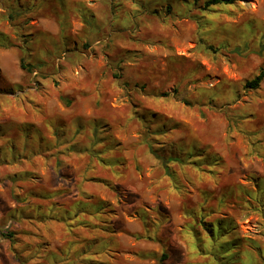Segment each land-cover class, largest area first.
Here are the masks:
<instances>
[{
    "label": "rangeland",
    "instance_id": "obj_1",
    "mask_svg": "<svg viewBox=\"0 0 264 264\" xmlns=\"http://www.w3.org/2000/svg\"><path fill=\"white\" fill-rule=\"evenodd\" d=\"M204 1L0 0V230L14 233L0 235V264H107L120 251L126 264H144L131 249L144 251V239L172 246L164 264H201L208 259L196 252L184 215L196 211L206 241L199 206L206 221L233 218L245 252L212 264H248L250 255L264 264V78L245 87L264 68V0ZM30 132L53 140L44 157L28 160L27 145H37ZM106 142L123 163L94 164L92 146ZM154 153L176 157L168 164L183 193L172 194ZM77 185L110 202L117 225L139 236L121 235L119 249L106 235L65 252L64 232L83 228L84 213L66 221L68 230L62 211L41 213V194L62 187L50 201H72ZM81 200L64 213L86 209ZM165 216L149 228L155 239L145 238L143 225Z\"/></svg>",
    "mask_w": 264,
    "mask_h": 264
},
{
    "label": "trees",
    "instance_id": "obj_2",
    "mask_svg": "<svg viewBox=\"0 0 264 264\" xmlns=\"http://www.w3.org/2000/svg\"><path fill=\"white\" fill-rule=\"evenodd\" d=\"M194 1L196 2L197 0H194ZM236 1H240V0H205L203 2V6L209 7L212 5H219V4H233ZM20 66L22 68L31 70L30 66H25V64H23L22 62L20 63ZM263 78H264V68L260 69V71L255 76H253L251 79L246 80L245 87L256 89L260 86ZM49 126H53V125L51 122L47 121L46 128L48 130L50 128ZM24 133H26V131ZM30 133L31 135L35 134V132H30ZM35 136L36 137L34 138L37 144L36 147H32V145H27V147L31 149V153L29 152L31 156L28 157V160H32L34 155H37V157H41V158L44 157L46 155V152L49 151V149L53 147V143H54L53 140H50L48 138L43 139L45 138V136L42 132H38L37 134H35ZM94 138L95 140L97 139L96 134H94ZM27 149L28 148H26V150ZM61 151H64V149ZM111 152H113L112 142L104 143V150L102 148L97 149L96 146H92L90 150L91 155L95 156L96 163L94 164H99V161L101 162L103 161L105 164V167H109V166L114 167L116 164L123 163V159H121L122 156L120 155H117V156L110 155L109 156V153ZM154 155L157 159H159L163 169L168 174L167 176L169 177L171 181V186H172L171 191H173L172 194L180 195L181 193H183L184 185L179 179V176L173 174V172L171 171L172 168L170 167V164H168L170 161H173L176 157L174 156V157H169L168 159H165L157 153H154ZM200 158H204V157H200ZM200 160H203V159H200ZM217 160H219V158ZM217 160L208 161V165L214 166ZM93 168L94 167L91 166L89 171L91 172ZM83 178L94 180L95 182L100 183V184L102 183L104 186L109 187V188H114V186L117 187L114 184L112 178L95 177L94 175H85ZM79 186L80 185H77V187L79 188V193H80L78 197H75V199H73L72 201L60 202L57 204H55L54 201H50V200L53 199L55 195L61 194L63 190L65 189H62V187H60V189L57 188L54 190H47V191L44 189L43 190L44 192L41 194V199L46 200V201H44V203H41L40 204L41 206L39 207L41 210V213H43L42 209L43 207H45L47 211V215L51 217L53 216L52 211L55 210V208H56L55 212H57L56 214L62 211L63 214H61L60 215L61 217H58V218H60V220H64L63 222H65L68 230H69V226L73 227V225L70 223L67 224L66 221H70L72 220V218H77L78 214L84 213L82 215L83 217H80L78 219L79 221L78 225L83 226V228H81L82 230L78 228L72 233L69 231L64 232V236L68 237L67 235H69L68 237L69 239L65 241L66 246H64L63 248L65 252H70V253L71 251L68 249L70 248L71 244L80 245L79 243L76 244V242H81V241L83 242V241H89L90 239L103 238L106 235L112 236L114 238L115 232L118 231L119 229L122 230V227L120 225H117V213L114 207L112 206V204L108 202L106 199L105 200L100 199L94 194L86 193L84 187H81V186L79 187ZM119 189L120 187L116 188V192H118ZM78 199H82L84 201L83 202L84 204L82 205H85L86 209L77 208L74 212H66L67 214H65L63 209L64 208L68 209V206L71 205V203H73L74 201H77ZM27 206H29V208H34L36 205L30 203ZM95 207H97L96 210H94ZM199 208H200L199 209L200 212L198 215L199 220L197 221V223L201 225V229H203V231L206 233L207 240L204 242L201 241L203 240L204 237H201V235L199 234V230L194 226L196 224V219L194 216V213H196V211H194L193 208L188 207L184 210V215L185 216L189 215L191 217V220L186 222L185 226L187 228V232L194 239V248L196 252L200 253L204 258L208 259L206 262H203L201 264H212L211 262L215 259V256H218L220 258H225L226 260L229 261V260L237 259L238 257L237 255L239 254H243V253L245 254L244 250L240 251L241 248H240V242L238 241V237L233 235L236 229L234 219L228 216L222 219L216 218L210 221H206L205 212L203 211V207L201 208L199 206ZM38 209L35 210V212H37ZM162 220H165L164 222H167L166 221L167 217L165 216V219H159V221H155V223L153 224L149 223V225L148 224L143 225L145 238H150V239L152 238V240L155 239L153 235H151L149 228L151 229V227L153 228V226H156V227L160 226V223L163 222ZM145 222L146 221H144V223ZM75 225L76 224H74V226ZM77 231L85 232L87 233L86 235L90 237L87 238L86 235L76 234ZM94 231L96 233V236L93 238L92 232ZM134 234L136 237L139 236L137 232ZM0 235L5 236V237H14V233L12 231H7L5 229L0 230ZM189 242L192 243V241H189ZM163 243L164 244H162V253L158 258L160 262L169 257L168 250L166 248L167 246L165 242ZM192 247H193V244L191 246V249ZM75 249L76 250L73 249V252H72L73 254L74 253L76 254L77 251H80L79 248H75ZM133 253L140 258H143V257L148 258L152 256L155 257L154 252H148L147 255H145L144 252L140 251L139 249H133ZM193 253L194 252L190 250V254H193ZM74 255L72 258L69 257L70 255H68L66 260L72 263L75 260ZM111 255H113V253ZM255 260H256V257H253L252 255H250V257H248V264H255ZM107 264H111L109 259H108Z\"/></svg>",
    "mask_w": 264,
    "mask_h": 264
},
{
    "label": "crops",
    "instance_id": "obj_3",
    "mask_svg": "<svg viewBox=\"0 0 264 264\" xmlns=\"http://www.w3.org/2000/svg\"><path fill=\"white\" fill-rule=\"evenodd\" d=\"M122 227V230H118L115 232L114 234V238H115V241H116V244H117V249H119V247L121 245H123V242L121 240V235H128L131 233H136L137 231H134L133 229H130L128 225H126L125 223L121 225ZM135 238V237H133ZM152 239V238H151ZM134 240V239H132ZM135 241V240H134ZM157 242H151L149 239H144L143 242H145V245L144 247L142 248L144 251V254L147 255L148 252H154V256L153 257V260H150L148 259L147 257H143V258H140L138 257L137 255L133 254V257H136V259H138L139 261H143L144 264H164V262H158V258L159 256L161 255L162 253V244L160 243V240L157 239L156 240ZM141 246L139 245H135V244H132L131 246V249H140ZM167 250L170 251V249L172 248V246L170 245H167ZM130 249V248H129ZM128 249V250H129ZM127 255V252L125 251H120V252H116V254H113L111 256H109V261L111 264H126V261H128V258L126 257ZM170 256V255H169ZM144 259V260H142Z\"/></svg>",
    "mask_w": 264,
    "mask_h": 264
}]
</instances>
